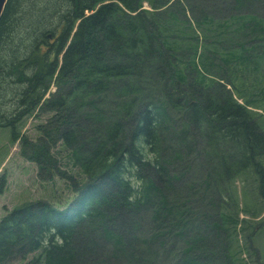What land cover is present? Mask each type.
Returning <instances> with one entry per match:
<instances>
[{"label": "trees", "instance_id": "16d2710c", "mask_svg": "<svg viewBox=\"0 0 264 264\" xmlns=\"http://www.w3.org/2000/svg\"><path fill=\"white\" fill-rule=\"evenodd\" d=\"M42 116L37 140L20 135ZM259 119L264 0H8L0 128L75 197L2 217L0 264H245L240 213L261 211L233 183L254 170L264 199Z\"/></svg>", "mask_w": 264, "mask_h": 264}, {"label": "rangeland", "instance_id": "374dc122", "mask_svg": "<svg viewBox=\"0 0 264 264\" xmlns=\"http://www.w3.org/2000/svg\"><path fill=\"white\" fill-rule=\"evenodd\" d=\"M45 121V116L26 119L25 124L19 128L20 135L37 140L41 135L37 127ZM259 121L264 125V119ZM10 136V129L0 128V220L13 208L28 201L43 199L60 209H65L75 197L68 183L55 172L48 176L46 172L40 171L36 161L28 160L22 154L21 141L14 142ZM51 151L58 159L60 169L71 168L72 161L65 147L58 143ZM248 177V181L238 179L233 183L234 190L240 197V209L247 205L250 211H261V214L255 217L241 211L240 217L245 220L243 225H238L233 244L241 250L239 252L245 264H264V227L258 229L260 231L254 235L255 229L264 220V199L259 191V178L255 171L252 170ZM41 253L34 252L26 259H15L7 264H45Z\"/></svg>", "mask_w": 264, "mask_h": 264}, {"label": "water", "instance_id": "95a60500", "mask_svg": "<svg viewBox=\"0 0 264 264\" xmlns=\"http://www.w3.org/2000/svg\"><path fill=\"white\" fill-rule=\"evenodd\" d=\"M7 2H8V0H0V18L4 12V9H5Z\"/></svg>", "mask_w": 264, "mask_h": 264}]
</instances>
